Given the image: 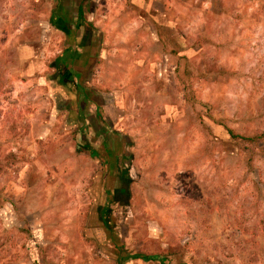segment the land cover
I'll return each mask as SVG.
<instances>
[{"label":"rangeland","instance_id":"1","mask_svg":"<svg viewBox=\"0 0 264 264\" xmlns=\"http://www.w3.org/2000/svg\"><path fill=\"white\" fill-rule=\"evenodd\" d=\"M133 1L163 26L153 46L130 44L125 20L122 40L109 30L128 0L85 2L80 28L81 0H0V264H264V21L242 0ZM211 5L232 19L202 20ZM82 36L96 64L77 86L62 55ZM133 50L159 55L157 74L140 63L138 88L116 76L138 70L116 55ZM80 118L99 155L76 143ZM133 153L152 163L137 176ZM59 209L85 213L78 229L51 218Z\"/></svg>","mask_w":264,"mask_h":264},{"label":"crops","instance_id":"2","mask_svg":"<svg viewBox=\"0 0 264 264\" xmlns=\"http://www.w3.org/2000/svg\"><path fill=\"white\" fill-rule=\"evenodd\" d=\"M190 3L192 4H196L195 2L197 0H189ZM244 2H246L250 7L247 10H250L251 12H255L256 15H253V21H259L262 22L264 21V15L259 14L260 11H264V5H262V3L264 2V0H260L259 1H251V0H242ZM249 1H251V3H249ZM241 3V1H240ZM220 5H228L227 2L226 4H220ZM220 5H211L210 9L212 10V12L204 10V19L202 20H211V21H224V20H229L232 19L230 17H225V12L226 10H224V8H221ZM79 6V5H78ZM77 6V8H78ZM117 3L114 4V9L112 8V10L115 11V15L113 17V19H110L111 17H109V20H107V24L109 25V30L111 28L115 37L116 42L120 41L123 39V37L121 36V34L118 32V28L123 27V21H126V25L127 27V31L126 32H122L123 34L126 33L127 35L130 36V42H127L125 44L129 45L130 44H134L136 42H139L138 40H142V45L143 46H153L156 42L153 41H157L158 43V35H157V31L159 29L163 30V26H159V22L157 21V14L155 15V12L152 10V5L150 6H141L138 7L137 5L134 4V1L132 2V0H128V4L125 6L126 7V12L132 14L131 16L129 14H125V13H121L123 14V18L118 17L117 11H119V9H122L121 6H117ZM196 6V5H193ZM236 7H238V9L241 7L240 4L236 5ZM262 7V8H261ZM244 9V5L242 7ZM193 9V8H192ZM135 10V11H134ZM151 10V11H150ZM248 12V11H247ZM245 13V12H244ZM174 14H178L177 18H175V22L176 23H180L181 18H180V13H174ZM191 17V16H190ZM192 17H194V15H192ZM202 17V16H201ZM203 18V17H202ZM61 20V19H59ZM112 21H115V24L111 23ZM239 21V20H238ZM182 22V21H181ZM63 23V22H61ZM82 26H88V21L86 19V22H84V24H82L81 26L77 27L80 28ZM259 26H262L261 24ZM256 27V26H253ZM124 28V27H123ZM116 29V30H115ZM154 29V30H153ZM90 33V30H89ZM160 33H162L160 31ZM150 34V37H149ZM127 39H129L127 36L125 37ZM146 38V39H145ZM144 40H147L144 41ZM150 40V41H149ZM85 41V36H82V38H80L79 40H77L76 42V46L73 48V50L70 53H64L62 56H64V58L66 57L68 60H72L73 62L71 63V70L69 71V75L68 78L72 80L73 83L77 84V86L81 85V84H85L86 81V77H88V75H90V70L92 68V70L95 67L96 64V60H94V56L91 55V53H86L85 52V46L86 44L84 43ZM140 43H138V46L134 47V49H139V45ZM123 50V49H122ZM118 56V58H120V56H123L124 59H128L131 62V64L128 66V68H138L137 71H133L132 75L131 74H125L123 71H119L117 73V79H119L120 82H122L123 84L125 83H129L131 82L133 87L138 88L142 81H141V76L144 75L142 72V69L140 67V64L142 61H148V63L145 64L146 67V74H157L159 71L156 70V65L159 64L158 63V59H159V55L151 52L150 50H146V51H140V50H133L130 54L125 53L124 51H119L118 54H116ZM164 56V55H163ZM113 58L111 59L110 62H112ZM152 60H157L155 63H152ZM89 63H86L88 62ZM115 66H120V63H115ZM108 64V63H106ZM149 67V68H148ZM152 67H154L155 69H153ZM103 75V74H102ZM102 78V76L100 77ZM79 84V85H78ZM86 103L87 101L82 100V102L78 103L80 109L82 108L81 112L83 113L85 111L86 108ZM74 107V105L72 106ZM91 108V107H90ZM136 107H134L133 109H135ZM81 117V116H80ZM133 119H131V121H137L139 122L140 125H142V123H145L144 127L147 128V118L144 115H140V113H136V117L133 116ZM80 122H84V126L82 129H84L83 133H80V131H77V140L78 142H76L78 145L82 146V149L86 150L89 148V146H86L85 141H84V137L86 138V136L88 134L85 133V131L91 132V129L89 127L85 128L86 126H88V122H86L83 118H80ZM132 121V123H133ZM96 122V121H95ZM111 123L115 125H117V117H112ZM133 132V129H132ZM100 133V132H98ZM97 133V134H98ZM141 133L144 134V130H141ZM96 133H93L92 136H95ZM149 134H145V137H148ZM93 138V137H92ZM103 138L106 140H108V147L110 148L111 143L114 142V147H116L117 144V135L112 134L111 132L108 133H104L103 131H101V135L98 139ZM122 138V137H121ZM129 140H136L134 139L133 135H131L130 133H128V137ZM94 140V138H93ZM154 140V139H153ZM84 142V143H81ZM112 141V142H111ZM95 146V145H94ZM108 148V149H109ZM91 150V154L93 155H99L98 151L96 150L95 147H91L89 148ZM117 147L115 148L116 151ZM117 154V151H116ZM116 160V158H115ZM152 164L150 159H146L143 158L142 155L140 153H133L132 155H130V160L126 163L125 169H127V171L129 173H135L136 170L141 167V166H145V165H150ZM117 165V164H116ZM116 165L112 164L110 170L111 171H116ZM38 166V165H36ZM36 171H38L37 167L35 168ZM135 175L137 176V173H135ZM142 174H140L141 177ZM118 179V177H117ZM119 181L117 184V189L114 190L115 192V197H119V195L121 193H123V196L125 198L129 197V189L127 188L126 185V181L125 178H121L119 177ZM125 185V186H124ZM66 188V187H65ZM74 186L70 185L69 187H67V192L69 193V197H68V202L72 205V204H76L77 203V197L76 194H78V192L73 189ZM66 192V191H64ZM108 193V191H106V194ZM66 195V194H65ZM72 196V197H71ZM44 200V204L47 205L48 204V200L45 198H42V203ZM56 202H61V200L58 198ZM80 212V211H79ZM77 211V209L75 211L69 210V211H65V210H57L54 211L52 210V219L53 220H69V218L72 219L73 221V227L75 228L74 230L78 229V224H77V220L78 221H82L85 218V213L81 212L79 213ZM160 213H158L157 215H159ZM146 256V255H143ZM143 256L141 257L142 259ZM152 256H157V255H152ZM151 257V256H148ZM159 257V256H158ZM161 258V257H160Z\"/></svg>","mask_w":264,"mask_h":264},{"label":"trees","instance_id":"3","mask_svg":"<svg viewBox=\"0 0 264 264\" xmlns=\"http://www.w3.org/2000/svg\"><path fill=\"white\" fill-rule=\"evenodd\" d=\"M85 2H89V0H81L78 8H77V21H76V27L81 26L82 24H84V22H86V16H85V10H84V3ZM125 186V185H124ZM144 259H160V257L158 256H143Z\"/></svg>","mask_w":264,"mask_h":264}]
</instances>
